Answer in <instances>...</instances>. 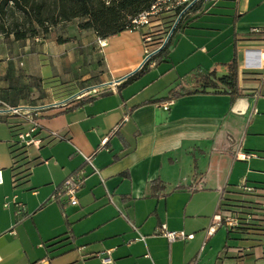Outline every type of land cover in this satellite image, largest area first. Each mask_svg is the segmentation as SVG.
I'll return each mask as SVG.
<instances>
[{"label":"crops","instance_id":"1","mask_svg":"<svg viewBox=\"0 0 264 264\" xmlns=\"http://www.w3.org/2000/svg\"><path fill=\"white\" fill-rule=\"evenodd\" d=\"M218 1L205 0L199 4L200 11L187 14L159 61L150 63L159 76L167 74L166 84H174L164 95L149 93L136 102L119 91L125 83L119 79L140 68L145 50L141 31L123 30L99 38L89 29L90 43L100 47L103 67L101 81L90 86L104 85L105 89L90 91L86 94L90 99L82 105L67 110L60 107L56 112L63 118L56 126L45 127L39 121L41 144L27 148L30 156L39 159L35 164L45 163L39 183H30L31 170L24 185L12 183L10 167L9 173H2L0 264H102L106 250L111 259L108 264H192L194 249L188 247L202 246L210 237L205 238V231L196 235L186 231L188 217L197 214L189 210L196 195L219 196L216 209L221 212L229 208L225 203L220 207L221 201L232 204L252 199L261 203L250 211L264 214V182L248 179L255 175L250 167L254 156L234 158L238 147L264 157L259 154L264 149H254V141L244 131L248 123L252 132L264 134L259 116L264 113V98H260L264 95V0H234L233 12L227 15L231 18L223 22L212 17L218 16ZM163 24L148 47L159 43ZM253 27L259 31L252 32ZM258 55L259 67L250 66ZM235 63L238 84L249 100L244 114L231 111L235 99L211 90L173 98L167 110L161 102H147L166 96L170 89L197 86L200 73H228ZM11 121L7 120L8 129L14 136ZM52 130L60 138L50 136ZM13 142L8 141V146ZM45 145L50 148L43 154ZM76 150L91 155L97 171ZM80 169L83 177L76 191L77 204L70 205L64 195L51 199L56 187ZM243 183L257 187L254 193L260 195H250L241 187ZM14 195L22 206L20 212L12 201ZM205 224L202 220L191 229L203 230ZM162 226L182 228L193 237L169 240ZM224 228L227 236L229 228ZM231 230L230 238L235 234L251 237L235 227ZM181 241L182 251L173 255L172 248ZM262 241L240 247L242 251L239 247L230 251L229 245L226 249L223 245L217 259L220 264L226 258L234 264H264ZM159 243L168 248L165 259L156 249Z\"/></svg>","mask_w":264,"mask_h":264},{"label":"rangeland","instance_id":"2","mask_svg":"<svg viewBox=\"0 0 264 264\" xmlns=\"http://www.w3.org/2000/svg\"><path fill=\"white\" fill-rule=\"evenodd\" d=\"M235 4L234 0H219L218 5L220 7H217L215 10L218 12V16L212 17L214 20H219L220 22L229 20L231 17L227 15L232 14L233 8L230 7L235 6ZM79 22L80 19L78 18L59 22L50 27L47 33H40L37 36L24 40H15L11 35H0V107L3 104L13 105L22 103L39 105L53 101H64L62 99L73 98L79 93L89 94L90 91L98 92L105 89L104 85L90 86L99 83L101 81L99 77L103 75V67L98 53L100 47L90 43L89 29L79 28ZM163 23L164 33L166 34L171 29L174 18L167 17ZM153 38L151 41L155 39ZM148 43L146 44L148 51H152L157 46L150 48L147 46ZM97 44H99L98 41ZM99 46L101 45L99 44ZM168 82L169 78L167 74L159 76L153 65L147 64L124 84L119 86V91L136 102L149 95V93L164 95L174 84V81L166 84ZM165 84L166 86L163 87ZM260 98H264V95H261ZM59 108L58 106H51L40 110L38 122L40 121L45 127L58 125L63 118L61 117L63 116L61 113L56 112ZM259 116L262 121L261 124H264V113H259ZM7 120L5 116H0L1 176L3 172L9 173L10 171L11 157L7 146L8 141L14 140V136H11L9 132ZM247 126L248 123L245 125L244 131H247L246 137L254 141V149H264V134L254 133L251 130V126L248 128ZM54 131L52 130V132ZM49 148V145H45L41 149L42 153H47ZM34 154H39V152L35 151ZM259 154L260 156L264 155V152ZM49 159L54 158L51 157ZM251 160L252 164L250 167L253 169L251 172L253 173L252 175H255L254 177L249 176V181L264 182V157L254 156ZM253 162L257 166H254ZM44 164H34L31 167L30 183H39V177L44 173ZM19 190L27 194L30 192L22 187H19ZM196 196L191 201L189 210L197 214L188 217L189 228L186 230L195 231V235L205 231L210 226L216 211H220L216 209L219 196L215 198L207 193ZM35 217L39 224V213ZM202 220H206L203 230L191 229V226L198 224ZM181 230L182 228L172 231ZM232 237L234 238L227 240L230 251L236 250L237 247H247L251 243H258L251 240L250 237H243L238 234ZM225 241L226 231L221 226L210 235L202 246H200L201 243L189 246L188 248L191 250L194 249L191 256L193 259L192 264H220L217 255ZM161 244L159 243L156 249L165 259L168 256V248ZM182 244L181 241V244L172 248L173 255L179 254L182 251ZM71 253L72 251L68 254ZM221 264H234V260L226 258Z\"/></svg>","mask_w":264,"mask_h":264},{"label":"trees","instance_id":"3","mask_svg":"<svg viewBox=\"0 0 264 264\" xmlns=\"http://www.w3.org/2000/svg\"><path fill=\"white\" fill-rule=\"evenodd\" d=\"M153 0H0V35H11L15 40H24L38 34L47 33L50 27L59 22H66L72 19H80L78 27L81 29H91L99 38H106L112 34L127 30L129 19L147 8ZM200 6H195L190 14L200 11ZM238 15V14H237ZM187 15L182 17L176 24L172 35L187 20ZM171 35V37H172ZM171 37L167 43L155 52L148 60L143 62L140 69H143L150 61L156 64L160 56L167 50L171 43ZM138 70V71H139ZM124 80L126 82L135 73ZM197 86L192 88L170 89L163 97L151 98L147 102L159 103L165 100L176 98L183 94L205 93L208 90L214 93H225L231 100L245 95L243 89L238 84V70L235 63L234 69L228 73L217 75L214 71L200 73L196 79ZM90 96L84 95L73 98L62 106V110L71 109L82 105L88 101ZM16 105V104H13ZM9 128L11 126L9 125ZM11 157L10 169L12 171V183L14 185L26 184L30 175L31 167L37 163V157L30 156L26 147L13 142L8 146ZM250 195H260L254 193L257 187L252 186ZM264 189V188H261ZM261 196H264L261 194ZM235 201V202H234ZM231 203L222 202L229 206L226 209H236L239 223L235 227L237 231L251 236L250 239L258 243L264 240V214H257L250 211L261 202H254L252 199L234 200ZM248 215V217H247ZM250 216V217H249ZM227 230V239L230 232ZM264 244V241L261 242ZM224 249L228 248L225 244ZM240 248V247H239ZM238 252V251H237Z\"/></svg>","mask_w":264,"mask_h":264},{"label":"built area","instance_id":"4","mask_svg":"<svg viewBox=\"0 0 264 264\" xmlns=\"http://www.w3.org/2000/svg\"><path fill=\"white\" fill-rule=\"evenodd\" d=\"M205 0H153L150 5L132 16L129 19V25L127 30H140L141 37L143 43H145L144 57L143 62L148 60L155 52H157L160 48H162L169 38L172 35L171 29L165 34H162L159 43L152 50L148 51L146 44L150 42L157 31L158 28H162L163 20L166 17H173L174 23L177 24L178 21L189 14L192 9L202 3ZM173 26V25H172ZM176 26V25H175ZM158 27V28H157ZM174 30V29H173ZM252 32H258L259 28L253 27L251 28ZM165 32V31H164ZM98 43L102 45L101 40H98ZM86 95L85 93H79L73 98H79L81 96ZM68 98L64 101L53 102L50 104H16V105H6L0 107V116H5V118L13 119L10 122L13 130H14V142L18 145H22L26 148L34 147L39 148L41 144V136L39 135V131L41 126L38 122L39 111L43 110L47 107L51 106H62L67 103L68 100L73 99ZM173 103V98L165 100L161 102V107L164 110H167L169 106ZM49 135L54 138H60L58 132L50 131ZM81 154L84 162H86L93 170L97 171V168L94 166L91 155H84L79 150H76ZM252 156H257L253 152H247L243 150L241 147H238L234 153L235 159L246 160ZM83 177V171L77 170L72 173L70 176L65 178L55 189L51 199H55L57 196L64 195L67 198V201L70 205L77 204V188ZM2 182L1 177V169H0V183ZM244 190L250 191L252 190V186H248L245 183L241 186ZM12 201L15 204L16 211L20 212L22 210V206L20 203L16 201V196L12 197ZM4 206H7V202L3 203ZM236 209H226L224 211H217L213 218L210 226L205 230V238L209 237L217 228L223 226L229 229L236 227L239 223L238 212ZM248 217V215H247ZM250 217V216H249ZM133 226V225H132ZM134 227V226H133ZM162 233L169 240H174L177 238H192L193 234H186L184 231H172L166 230L164 226L161 229ZM262 248H264V244H262ZM242 251V248H238ZM104 255L101 257L102 264H108L111 262L108 250H106Z\"/></svg>","mask_w":264,"mask_h":264},{"label":"water","instance_id":"5","mask_svg":"<svg viewBox=\"0 0 264 264\" xmlns=\"http://www.w3.org/2000/svg\"><path fill=\"white\" fill-rule=\"evenodd\" d=\"M175 25L176 24H173V26L171 27V31H173V29L175 28ZM256 51L258 52L259 54V50L256 49ZM143 64V61L142 63L140 64L139 67H141V65ZM260 65V58H259V55H258V58L257 60L252 63L250 66H253V67H259ZM138 68L134 69L133 71L129 72L128 74H126L125 76H123L122 78H120L119 80L121 79H124L125 77L127 76H130L131 74H133ZM248 105H249V100H248V97L246 96H242V97H237L235 98V100L233 101L232 105H231V111L233 113H236V114H244L248 108Z\"/></svg>","mask_w":264,"mask_h":264}]
</instances>
